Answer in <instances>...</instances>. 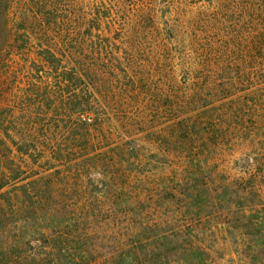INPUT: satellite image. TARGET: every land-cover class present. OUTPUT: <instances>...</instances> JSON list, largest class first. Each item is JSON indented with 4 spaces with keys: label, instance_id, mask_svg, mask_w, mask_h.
<instances>
[{
    "label": "trees",
    "instance_id": "trees-1",
    "mask_svg": "<svg viewBox=\"0 0 264 264\" xmlns=\"http://www.w3.org/2000/svg\"><path fill=\"white\" fill-rule=\"evenodd\" d=\"M159 1L0 0V264L33 245L32 264H78L62 250L101 203L201 204L228 150L264 152V0ZM234 194V225L262 229Z\"/></svg>",
    "mask_w": 264,
    "mask_h": 264
},
{
    "label": "rangeland",
    "instance_id": "rangeland-1",
    "mask_svg": "<svg viewBox=\"0 0 264 264\" xmlns=\"http://www.w3.org/2000/svg\"><path fill=\"white\" fill-rule=\"evenodd\" d=\"M140 2L158 10L165 8V4L159 0ZM190 2L194 3L196 0ZM204 4H199L196 9ZM19 60L20 58H16V61ZM17 64L16 62L15 69L19 68ZM111 99H107L108 105ZM222 104L218 102L214 106L221 107ZM87 116L90 115L87 113ZM112 138L122 143L127 140L128 135L116 133ZM137 138L139 146L145 148L144 151L154 150L148 147L151 145L148 144L149 139L144 133H139ZM160 147V150L154 152L161 156L162 146ZM262 154L264 152L261 148H256L251 153H233L228 150V161H219V167L213 168V174L207 180L209 192H206L207 195L205 194L201 204L174 202L166 193L162 195L165 196L162 199L156 197L147 200L145 198L148 192L140 194V197L130 195L133 196L130 202L119 207L101 203L99 209L113 215L94 221L87 225L85 230H77V233L84 232L81 235L84 243L65 247L62 251H67L69 259H74L78 264H264V160L259 161ZM172 165L168 160L161 167L169 174L163 180L165 183L173 181ZM156 174L151 183L154 182L158 189L162 179L160 173ZM251 175L258 176V195L255 192L254 194L259 197L243 193L246 180ZM97 181L101 182L99 176ZM203 184L204 182H200L198 185ZM236 191L241 193V200L236 199V202L243 203L249 214L253 212V218L261 220L262 229L255 227L256 225H234V222H239L234 218ZM259 191L263 193V197ZM260 200L262 201L259 202ZM77 233H72L71 236H77ZM177 235L186 237L176 240ZM75 238L70 237L69 241ZM89 249L95 250V260L89 257ZM26 250L30 257L29 264L36 260V253L43 252L41 246L36 245L30 249L27 247Z\"/></svg>",
    "mask_w": 264,
    "mask_h": 264
}]
</instances>
